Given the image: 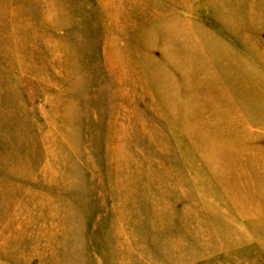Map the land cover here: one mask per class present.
<instances>
[{"label":"rangeland","instance_id":"1","mask_svg":"<svg viewBox=\"0 0 264 264\" xmlns=\"http://www.w3.org/2000/svg\"><path fill=\"white\" fill-rule=\"evenodd\" d=\"M0 264H264V0H0Z\"/></svg>","mask_w":264,"mask_h":264}]
</instances>
